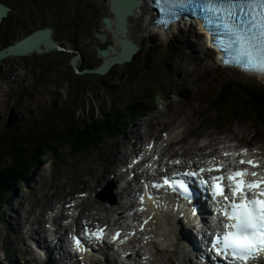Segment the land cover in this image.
I'll return each instance as SVG.
<instances>
[{"label":"rangeland","instance_id":"1","mask_svg":"<svg viewBox=\"0 0 264 264\" xmlns=\"http://www.w3.org/2000/svg\"><path fill=\"white\" fill-rule=\"evenodd\" d=\"M0 2H6L12 6L9 17L1 25L0 48L4 44L3 41L7 32L16 34L18 31H25L29 26L48 25L52 20V15L55 16L48 9V7L56 4L55 0H37L34 4L31 0H0ZM61 2L64 4L62 13L65 15L58 22L62 28L65 27L68 37H72L76 33V28L72 24L74 20L77 22L79 16L86 19L78 32L80 47L83 54H86V58L82 57L83 66L88 64L92 65L89 68L100 66L105 57L100 54L99 49H107L109 45L115 46L117 44L114 33L102 22L104 16L111 17L113 15L110 0H61ZM90 5L95 6L91 7ZM95 7L98 9L97 18L92 17ZM85 13L89 17H86ZM55 18L57 21V16ZM39 19L44 20V22L38 21ZM84 26H86V31H83ZM97 33L106 35V38L102 39L103 42L100 43ZM168 35L160 31L144 36L141 39L140 50L133 61L116 64L109 73L104 75L79 73L76 70L77 66L73 73L68 63H64L68 62L69 58L76 52L68 49L67 53H51L50 50L42 54L11 55L5 59L0 66V143L4 137L9 135L8 130L15 125L18 127L16 132H30L33 127H36L43 130L44 136L48 137L51 130L54 134H59L64 130L66 125L64 123L68 122L71 117L76 116V119L81 122L89 118L91 114L101 116L102 112L108 108L114 114L124 115L128 119V127L116 131L113 137L108 136L102 144L94 146L90 152L71 155L69 152L59 151L57 154L49 156L45 161H41L33 169L27 186L19 189L0 209V264H35L29 259L30 255L26 253L27 244L34 245L35 242V239H30L29 234L26 233L31 226L24 223L18 231V225L21 221L33 219L35 215L45 216L46 221L41 222L40 227L46 229V236H48L50 233L55 234L61 226L70 227V223L66 219L56 223L59 227L51 225L50 216L52 214L65 213L70 215L72 211H75L74 207L77 203L84 204L83 201L91 200L89 201L90 205H88L92 207V214L97 217L100 226L101 223L107 224L105 221L108 210L100 211L98 207L107 209L105 205H117L120 200V197L117 196V187L123 184L121 175L127 174V180H130L132 174L127 167L130 170L132 166L131 163L130 165L125 163L116 167L115 170L117 171L111 175H107V172L112 170L111 166L116 160V151L119 149V152L123 151L131 138L133 139V136L139 132L137 131L138 124L146 123L147 125L143 127L140 125L139 127L141 130L150 133L146 137L144 146L153 142V139H156L158 135L160 138L159 145H167V140L164 138H169V134H172L169 128L151 127L149 123L152 120L155 122L165 119V123L170 126L182 128L185 132L182 134L183 139L178 145L180 153H186L187 149L192 147L189 143L194 140L205 143L204 134L208 132L207 130L220 132L216 134L221 136L228 135L230 132L235 133L239 138L235 139L232 144L242 143L264 147V127L257 126L253 121H234L229 116L211 113L207 103L209 98L221 90L228 80L233 81L236 85L256 84L260 86H264V80L221 66L209 47L206 35L195 26H179ZM17 38L18 36L10 35L12 41ZM68 46L71 48L72 42H69ZM60 47L63 49L62 46ZM175 87L185 90V94L181 96L171 95V89ZM236 92L240 94L239 89ZM153 93L158 94L154 97ZM140 102L144 105L148 104L152 108L149 110L145 108L146 111L144 109L139 110L137 103ZM194 110L196 113L193 116ZM186 112L193 116L191 126L185 116ZM142 113L143 115H141ZM198 136L200 137L198 138ZM4 149V147L0 149V155L7 154L0 164L8 165L12 159L8 156V152H3ZM127 152H130V149L122 153ZM215 153L213 152L212 155ZM19 154L22 153L19 152ZM223 154L225 153H218V157H204L196 154L192 157L195 162L207 159V162L213 163L217 162L219 156ZM128 155L130 154L128 153ZM183 158L192 160L191 157L185 155ZM121 159L122 157L119 155L118 161ZM169 163L172 164L173 161H169ZM105 166L107 167L105 172L107 177L95 187L93 186L92 189L80 187L75 193L76 196L71 194L63 197L68 192L67 188L77 183L78 179L90 180L95 174L92 170L96 172L100 167ZM115 176L118 178L115 179ZM111 182L116 184L112 189L113 197L117 199L116 204L109 202L108 199L111 196L109 191L103 193V197L107 200L100 199L96 195L99 190L103 191L104 187L110 185ZM93 202L98 210L93 207ZM117 210L111 217L113 221L110 229L120 224H115L116 218L126 215L124 214L126 209L123 211L118 207ZM86 222L83 220L78 226H82ZM72 224L74 230L73 221ZM49 225L52 227L51 229L48 227ZM34 226L39 227V225ZM159 226V224L152 226L156 237L159 233ZM39 230L42 232V229ZM160 231L163 234L167 233L165 227L160 226ZM48 238L52 239V236ZM163 240L164 238L157 239L161 247H163ZM152 247L154 246L151 245L148 250H153ZM160 252L161 249L157 250V253L152 252L157 261L151 259V264H167V261L161 263ZM130 259L134 261L135 258L131 255ZM176 261L175 259L172 264H177ZM90 264L120 263H115L113 259L108 257V259L103 258Z\"/></svg>","mask_w":264,"mask_h":264},{"label":"bare ground","instance_id":"2","mask_svg":"<svg viewBox=\"0 0 264 264\" xmlns=\"http://www.w3.org/2000/svg\"><path fill=\"white\" fill-rule=\"evenodd\" d=\"M155 8L157 9L156 0H144V2H142V4L139 5L135 9L134 14L130 15L128 17V30L126 32V36H128L129 38H131V37L134 38L135 42L139 46H140V43L142 41L141 39H143L144 36H146L150 33L160 32V31L162 33L168 35L170 32H172L173 29H176L177 27H179L178 25L181 23V22H177L176 24H172V26H167V27H164L163 24H161L162 26H159V24H157L156 21L159 20V18H162V15L155 13V11H156ZM112 19H113V21L115 20V18H112ZM188 26H195L196 28L200 29V31L202 33H204L206 35V38H210V32L208 30H206L205 28H203L202 26H199L198 22H196L193 25H188ZM207 41L209 42V40H207ZM210 45H211V43H210ZM115 46L118 49H120V43L118 41H117V44ZM113 55H114V53H110L111 57ZM74 62H75V64L77 63L76 60ZM77 69H79V68L77 67ZM260 79L264 80V76H260ZM195 113H196V111L194 110L193 116ZM190 114L191 113L186 112L185 116L187 117V119L190 123L189 125L191 126L193 124V116ZM158 122H159V124H157ZM149 124L151 125V127H155V128H157L158 126H162L164 128H169L172 134H169L170 136L168 138L167 145L166 144L165 145H157L160 141V138L158 135L156 137V139L155 138L153 139L154 145H152V146L149 145V146L144 147L145 142H146V137L150 133H148V131L141 130V128L139 127L140 125H141V127H143L144 125H147L146 123L140 124V125L138 124L137 125V127H138L137 131H139V132H137V134H135V136H133V139L131 138V140L128 142V145L125 146V149L123 151L119 152L120 149L116 151V154H115L116 160L113 161L114 164L111 166L112 170H109L107 172V175H109V174L111 175V173L116 172L117 171V170H115L116 167L124 165L125 163L130 165V163H131L132 168L130 170H129V167H127V168H128V171L130 172V174H132V178L130 180H127V174L121 175V178H123V182H122L123 184H121L117 187V196L120 197V200L117 203V205H114V206L105 205L107 207V209H101L100 207H98L100 209V211L108 210L107 219L105 221L108 226H110V225L112 226L111 222L113 220L111 217L115 212L118 211L117 210L118 207L121 208L123 211L126 209V212H127L130 208H132L134 206V203H133V200L135 198L134 194L137 191V188L135 187V185H139V183H141L142 178H143V173L144 172L146 173L147 165H149V161H151L152 158H156V160L158 161L159 158L162 157L160 159V161L157 162V166L159 167L163 162H165L164 156H169V155L170 156H176L177 155V156H179V158L183 159V162H185V160H184L185 158H183L184 155L186 157H191V158L193 155H196V154H199L200 156L203 155L205 157H208V156L212 155L213 152L222 151L224 149H227L229 152L232 150L235 151L237 148H240L242 145H244L242 143L232 144V142L235 139L239 138L233 132L228 133V135L225 134V136H221L220 134H216V133H220V132H213L211 130L210 131L207 130L208 132H206L204 134V136H205L204 138H206L205 143H199L200 142L199 140H194L193 142L189 143L192 145V147L188 148L186 153H180L178 145L180 144L181 140L183 139L182 134L185 132L182 128L178 129V127L170 126L169 124L165 123V119L156 120L155 122H154V120H152ZM177 126H178V124H177ZM185 129H186V127H185ZM166 136L168 137V135H166ZM187 137H189V136H187ZM125 144H127V143H125ZM249 145H252V144H249ZM172 146H178V147L173 148ZM128 149H130L131 153L130 152H127L125 154L122 153V152L128 151ZM208 149H211V151L206 152V150H208ZM258 150L261 153V155L264 157V147L262 148L261 146H258ZM128 153L130 155H128ZM119 155H120V157H122L121 161H118ZM137 155H140V156L137 159L138 161L135 162L134 159L137 157ZM133 156H136V157H133ZM238 158H240V156L239 157L238 156L233 157V159H238ZM233 159L230 161H228V159H225V161L226 162H233ZM111 160H112V158H111ZM210 160H212V159H210ZM128 165H126V166H128ZM200 165H202V163ZM200 165H198L197 168ZM92 166H99V165H92ZM92 166H90V167H92ZM106 169H107V167L105 166V167H100L96 172L94 170H92V172L95 174L90 180L78 179L77 183H75V184L71 185L69 188H67L68 192L63 197H66V196L71 195V194H75L80 187H84V189H92L93 186L95 187L99 182H101L103 179H105V177H107V175L105 176ZM132 169H133V171H132ZM86 172L89 173L88 171H86ZM117 178H118V176L117 177L115 176V179H117ZM130 181H132L133 183ZM121 189H122V191H121ZM131 191H132V193H131ZM89 201H91V200H89ZM89 201H83V202H85L84 204L77 203V205L74 207L75 208V214L72 215L73 218H70V215H66L65 213L61 214V217H63V219H66V221L68 223H70V227L64 228L61 226L60 229H58L55 234L50 233V235H54L53 243H50V241L48 239L49 235L46 236V229L40 227L41 222L46 221L45 216H43L41 214L35 215L33 219H25L24 220L25 222L21 221V223L18 225V227H19L18 231L20 230V227L21 228L23 227L24 223L29 224V226H31V227L28 231H26V233L29 234V236H30L29 238L30 239L33 238V239H35V241L39 242L40 244L42 243V244H45L46 246L47 245L49 246V249L47 251V255L45 257H41L39 255L37 249H34L31 247L30 244L29 245L27 244L26 253L28 255H30L29 259L31 261H34L35 264H61V262L63 260L62 259L63 258V252H62L60 247H61L62 243L64 242V235H66L71 230V228L73 227L72 221L77 222V226H78V224H80L81 220H88L89 218L90 219H96L97 218L92 214L93 211H92V207L89 206L90 205ZM94 204L95 203L93 202V207L95 208ZM111 204H116V203H111ZM156 204H157V210L155 211L154 215L152 217H150L151 213H149V216L146 217V219L150 221V223L148 225H146V230L148 231V229H147L148 227L152 228L153 224L154 225L159 224L161 227H165L167 229V233L163 234L160 231V226L158 227L159 233H157V239L164 238V240L162 241L163 247H160V249H161L160 255L162 257V259H160L161 263H162V261H164V263H165V261H167V264H172V262L176 259L177 264H195L194 263V255L196 254V252L192 251V249L187 248V245H186L187 241L183 237V231L187 230L190 232L191 236H194V234L197 232L198 222L192 221L190 219V222L188 225H183V220L179 218V214H181V213L179 212L178 208H176L175 205H172L169 202L162 203L161 201H158ZM98 208L96 207L95 210H98ZM30 220H32V221H30ZM54 220H55L54 223H55L56 227H59V225H57L56 223L61 221L60 217L56 216L54 218ZM126 221H128L127 215H123V217L116 218L115 224L120 223L121 227L125 228L128 226ZM141 224H142V222L140 221L139 225H141ZM34 225H37V226L39 225V227L36 228V226H34ZM48 227L50 229L52 228L50 225ZM39 229H42V232ZM139 231L140 232H139L138 236L131 234L129 232H126L128 234L121 237L122 238L121 243L124 245V247H127V249H128L127 252L131 251V254L127 255L126 252H120V253H116L115 258H113V256L110 254L109 255L110 258L113 259L115 261V263L119 262L120 264H128V263L129 264H151V259H153L155 262L157 261V259L155 258V255L152 254V252L157 253L156 246H155V249L153 248V250H148L149 247H151V244L148 243L146 236H144L145 234H143V231H141V230H139ZM59 234H61V235H59ZM149 234L151 236V234H153V233L149 232ZM158 235H160V238H158ZM154 236H155V234H154ZM71 249L73 251V258L76 261L81 262L82 264H90L91 262H94V261L97 262V260H100L96 256H90L89 259H86L83 262L81 260V257L77 254V253H81L80 250L78 248H71ZM94 251H95V249L93 250V252ZM92 253H90V254H92ZM90 254L83 253V257H86L87 255H90ZM94 254H96V253H94ZM120 254H121V256H120ZM186 254H187V256H186ZM131 255L134 256V258H135L134 261H131V259H130ZM184 255H185L186 259H185ZM164 257H165V259H164ZM69 258L70 257L68 256V259ZM68 264H69V262H68ZM154 264H156V263H154Z\"/></svg>","mask_w":264,"mask_h":264},{"label":"snow or ice","instance_id":"3","mask_svg":"<svg viewBox=\"0 0 264 264\" xmlns=\"http://www.w3.org/2000/svg\"><path fill=\"white\" fill-rule=\"evenodd\" d=\"M156 6L171 17L156 21L165 25L178 20L184 11H192L194 15L198 11L216 45L228 54L226 64L264 74V0H156ZM247 163L258 166L251 160ZM248 175L258 174L240 169L228 177L213 178L218 181L214 185L215 195L230 199L225 192V179L231 183L232 195L230 204L224 208L231 221L226 225L229 230L214 241L217 254L230 250L234 259L245 262L264 255V179L248 180ZM164 183L173 190L181 189L187 198L192 196L183 180L165 178Z\"/></svg>","mask_w":264,"mask_h":264},{"label":"trees","instance_id":"4","mask_svg":"<svg viewBox=\"0 0 264 264\" xmlns=\"http://www.w3.org/2000/svg\"><path fill=\"white\" fill-rule=\"evenodd\" d=\"M175 88L171 89V95L185 94V90ZM237 89L240 94L236 92ZM157 94L153 93L154 97ZM207 103L211 113L229 116L234 121H253L257 126L264 127V86L236 85L228 80L221 90L209 98ZM137 104L139 110L146 111L152 108L142 102ZM127 120L124 115L114 114L108 108L102 112L101 116L91 114L89 118L81 122L76 119V116L71 117L64 123L66 124L64 130L59 134H54L51 130L48 137L44 136L43 130L36 127H33L30 132H16L18 127L12 126L8 130L9 135L0 143V149L4 147L3 152H8V156L12 159L8 165L0 164V209L19 189L27 186L33 169L41 161H45L59 151H66L71 155L90 152L94 146L102 144L108 136L113 137L116 131L126 129ZM6 154L0 155V163Z\"/></svg>","mask_w":264,"mask_h":264},{"label":"water","instance_id":"5","mask_svg":"<svg viewBox=\"0 0 264 264\" xmlns=\"http://www.w3.org/2000/svg\"><path fill=\"white\" fill-rule=\"evenodd\" d=\"M142 2H144V0H110L112 11L115 14V20L113 21L111 17L107 16L104 21L107 28L114 33L115 38L120 43V49L114 45H109L107 49L100 50V54L105 57V60L96 68H86L84 70L77 69V64H75L74 61H77L78 57H75L72 63L79 73L104 75L109 73L116 64H124L134 60L135 55L140 50V46L135 42L134 38L126 36L128 30V17L134 14L135 9L141 5ZM10 10L11 7L8 3L0 2V34L1 25L5 18L10 15ZM155 13L160 14L158 10H156ZM99 36L102 39L106 37L105 34H99ZM60 48V45L52 38L51 28L38 29L23 39L0 48V66L5 59L11 55L25 56L32 53L42 54ZM110 53H114V55L111 57ZM103 193L104 191H100L98 197L106 200V198L103 197ZM109 200L112 203L116 202L114 197H110Z\"/></svg>","mask_w":264,"mask_h":264},{"label":"flooded vegetation","instance_id":"6","mask_svg":"<svg viewBox=\"0 0 264 264\" xmlns=\"http://www.w3.org/2000/svg\"><path fill=\"white\" fill-rule=\"evenodd\" d=\"M32 1V4H34V3H36V1L37 0H31ZM55 3L56 4H53L52 6H50V7H48V9H50V11L51 12H53V14H55V16H57V21H56V18H55V16H53L52 15V20L50 21V24H43V25H37L36 27L35 26H33V27H31V26H29V27H27L26 29H25V31L26 30H28L27 32H26V34H25V31H23V32H19L18 31V33H16V34H11L10 32H7L6 33V35H5V40L3 41V46L2 47H4V46H8V45H10V44H12V43H15V42H17V41H19V40H21V39H23L24 37H26L27 35H29L30 33H32V32H34V31H36V30H38V29H44V28H51V30H52V38L60 45V46H62L63 47V49H55V50H51L50 52L52 53V52H62V53H67L68 52V50L69 51H75L76 52V54H74V55H72L70 58H69V60H68V62H65L64 64H66V63H68V65L71 67V70H72V72L73 71H75V67H74V65L72 64V62H71V60L72 59H74L75 57H79L78 58V63H77V67L80 69V70H84V69H86V68H89V67H92V65H90V64H88V65H86V66H83V64H82V61H83V58H86V54L84 53L83 54V52H82V48L80 47L81 46V43L79 42V39H80V37H79V30H80V27H81V25L84 23V22H86V19L83 17V16H79V20L76 22V20H74V22L72 23L73 24V26H75V28H76V33H75V35L74 36H72V37H68L67 36V34H66V30H65V27H61V25H60V23L58 22V20L59 19H61V18H63V16L65 15L64 13H62V8H63V2H61V0H55ZM10 5V4H9ZM88 5V4H87ZM91 7H94L95 5H90ZM10 7H11V10H10V13H11V11H12V6L10 5ZM42 7H43V5H42ZM110 8H111V3H110ZM95 12L92 14L93 16V18L95 17V18H97L98 16H97V11H98V9L95 7V9H93ZM111 10H112V8H111ZM32 13V12H31ZM86 15V17H89V15L87 14V13H85ZM9 17V16H8ZM105 17H107V16H104L103 17V19H102V22H103V24H105L106 25V23H105V21H104V19H105ZM111 18H115V14H114V12H113V15L111 16ZM6 19V18H5ZM87 20H88V18H87ZM33 21V20H32ZM38 21H40V22H44V20H38ZM87 26V25H86ZM86 26H84L83 27V31H86V29H85V27ZM1 32H2V29H1ZM99 34L100 33H97V37L100 39V43L101 42H103V40L106 38H104L103 40H102V38L99 36ZM1 35V34H0ZM10 35H12V36H18V38L14 41H12V40H10ZM84 35V34H83ZM102 35V34H101ZM114 38H115V36H114ZM71 43L72 42V47L71 48H68V47H70V46H68V43ZM116 45V44H115ZM108 48V47H107ZM68 49V50H67ZM100 50H104V49H99V51ZM81 56V57H80ZM83 57V58H82ZM85 60V59H84ZM70 63V64H69ZM74 73V72H73Z\"/></svg>","mask_w":264,"mask_h":264}]
</instances>
